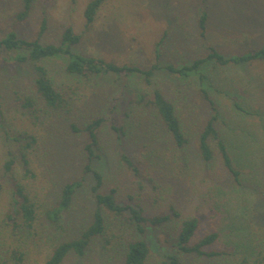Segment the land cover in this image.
<instances>
[{
	"label": "rangeland",
	"instance_id": "1",
	"mask_svg": "<svg viewBox=\"0 0 264 264\" xmlns=\"http://www.w3.org/2000/svg\"><path fill=\"white\" fill-rule=\"evenodd\" d=\"M88 2L37 0L31 17L18 22L16 16L22 10V0H0V38L10 29L22 37L34 38L35 29L46 15L48 29L41 38L43 43L57 44L64 28L71 26L81 36L80 43L72 47L73 53L119 66L135 65L146 70L155 67L153 86H147L140 77L130 79L126 74L113 73L95 76L92 84H85L66 73L65 59L45 60L43 64L57 88L69 85L77 88L70 106L54 111L46 108L34 93L35 73L29 62L10 69L0 58V179L4 184L0 217L9 210L11 200L10 182L3 164L13 152L17 156L16 174L24 175L17 143H28L31 139L25 136L35 140L29 151L35 178L24 181L42 211L59 200L64 183L82 182L62 219L64 232L50 225L45 216L41 217L47 238L42 239L43 245L30 244L27 248L28 264H44L56 243L76 238L97 208L92 192L95 179L91 173L84 172L87 163L84 147L89 140L83 132H72L70 121L83 129L98 114L110 118L109 108L113 106L117 107L116 116L123 118L133 93L151 96L154 88H160L172 99L180 116L189 113L183 101L191 104L193 99L198 106L197 123L193 130L187 131L189 160L185 162L180 157L177 162H165L156 154L155 160L146 161L147 170L135 174L119 159L117 137L104 123L96 150L100 157L92 164L104 177L101 191L108 193L116 188L117 199L123 204L137 203L129 200V196L139 199L147 215L166 213L174 205L182 219L200 220L197 238L216 230L221 238L213 248L230 254L213 261L203 260L163 245L159 239L171 243L176 236L178 224L173 222L164 228L148 229L147 240L152 249L149 264H168L171 255L177 256L181 264H242L244 259L248 264L256 260L264 264V60L230 64L216 71L212 69L213 61L202 67L210 71V83L207 80L206 84L218 85L211 93L221 114L220 131L236 159L237 168L243 172L242 184L238 187L219 157L208 165L197 150L198 130L212 114L209 104L196 92L197 87L185 85L184 77H174L166 71L167 66L182 68L192 64L205 57L210 48L225 57L249 55L262 48L264 0H107L92 26L84 17ZM203 15L207 16L204 37L200 29ZM196 79L190 80L197 85ZM25 95L36 99L40 110L35 116L21 106L19 99ZM71 107L73 111H69ZM147 112L139 123V130L129 132H133L127 139L131 157L146 150L147 153L161 152L172 143L161 124L154 123L153 112ZM140 115L135 113L136 118ZM131 121L128 118L127 122ZM105 216L110 222L108 214ZM66 258L63 264H120L121 260L110 254L105 256L101 239L93 243L86 256L69 254Z\"/></svg>",
	"mask_w": 264,
	"mask_h": 264
},
{
	"label": "trees",
	"instance_id": "2",
	"mask_svg": "<svg viewBox=\"0 0 264 264\" xmlns=\"http://www.w3.org/2000/svg\"><path fill=\"white\" fill-rule=\"evenodd\" d=\"M36 1L22 0V10L16 16L18 22H25L31 17ZM106 1L89 0L84 10L87 24L92 26L95 23L100 13L99 9ZM206 23L207 16L203 15L200 19L201 36L203 37L206 35ZM47 29L48 19L45 15L35 29L34 38L22 37L15 29L8 30L0 38V58L7 63L6 65L10 69H15L16 66L14 65L16 64L19 67L26 62H29L33 67L35 73L34 93L43 100L46 108L58 111L67 105L70 106L72 98L77 94V88L71 85L65 86L64 89L55 86L47 67L43 64L45 60L53 58L65 59L66 73L73 78L82 79L85 84H90V82L92 84L91 79L95 76L113 73L118 76L126 74L127 77L131 76L130 79L140 77L147 86H153L152 78L155 67L146 70L135 65L119 66L101 58L73 53L72 47L80 43L81 36L71 26L64 28L57 44L43 43L41 38ZM209 50L210 52L205 57L195 60L190 65L182 68L167 66L166 71L174 77H184L185 85L198 88L196 92L200 94L204 102L209 104L212 114L207 117L208 119L202 123L200 130H198L197 150L201 159L208 165H211L216 156L219 157L225 170L234 179L238 187L242 184L243 172L237 168L236 159L232 155L229 144L226 143L224 134L220 131L218 125L221 121V114L216 98L211 93L212 90L218 89V85L216 83L206 84L207 80L210 83V71H205L202 67L213 61L211 63L212 69L216 71L219 67H226L230 64L253 63L257 60H264V46L249 55L233 57H225L214 48ZM22 52H26L27 55H23ZM192 78H197V85L190 80ZM133 94L134 96L129 98L130 106L125 109L123 118L116 116L117 107L113 106L109 108L110 118L98 114L83 129L70 121L69 128L71 131L74 133L83 132L89 140L84 147L87 159L84 172L91 173L95 179L92 192L97 208L92 212L90 222L80 228V233L76 238L56 243L44 264H63L69 254L84 257L92 250L93 243L100 239L103 242L105 256L108 257L110 254L115 258H120V264H149L152 249L147 240L148 229L164 228L173 222L178 224L176 236L171 240V243L169 241L162 242L159 239L163 245H170L180 254L203 260L213 261L230 255L224 250L213 248L221 238L218 231L213 230L207 235L197 238L200 220L197 217L182 219V214L174 205H171L166 213L147 215L144 207L138 202L139 199L129 196V200L137 203L123 204L117 199L116 188H112L108 193L101 191L104 177L93 169L92 164L96 158L100 157L96 154V150L100 146L99 131L104 123L109 125L117 137L119 159L135 174L140 173L145 168L147 170L146 161L148 159L155 160L156 154L165 162H177L180 157H183L185 162L189 160L187 149L190 141L187 131L188 129L193 130V126L197 123L195 116L198 106L195 100L192 99L191 104L182 102L189 113H183L180 116L172 99H169L160 88H154L151 96L143 92ZM137 96H140L139 100L136 99ZM19 100L22 108L31 116H35L39 112L36 99L32 95H25ZM235 105L241 109L238 102H235ZM73 109L71 107L69 111H73ZM147 111L153 112L154 123L161 124L169 136V142L172 143H169V147H164L165 150L167 149V153H164V149L161 152L159 150L153 151V153H147L146 150L142 153H136L135 157H131L128 152V145L130 144L127 143V139L133 136V132L130 134L129 132L139 130V123L144 118V114H149ZM135 113H140L141 118H136ZM130 117L132 121L127 122ZM150 133L152 132L150 131ZM25 138L31 140L28 143H17L20 146L19 153L24 175L16 174L17 156L13 152L9 154V158L3 164L5 176L10 182L11 200L9 210L0 217V264H28L27 248L30 247V244L36 247L41 246L44 243L42 239L47 238L44 237L45 231L40 223L42 216L46 217L50 225H54L56 229H61L64 232L61 224L62 219L71 208L76 192L82 185V182L78 180L64 183L59 200L52 204L49 209L46 208L42 211V206H39L32 198L29 187L24 181L27 178H35L31 170L29 153L35 140L32 137L25 136ZM166 142L168 144V141ZM3 190V180L0 179V195ZM105 213L110 217V222L107 221ZM168 260V264H181L180 259L174 255L169 256ZM260 262V260H256L254 264H260ZM242 264H248V261L244 259Z\"/></svg>",
	"mask_w": 264,
	"mask_h": 264
}]
</instances>
